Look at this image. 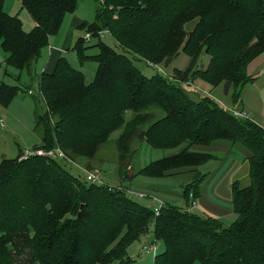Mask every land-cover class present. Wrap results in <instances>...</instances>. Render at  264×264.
Masks as SVG:
<instances>
[{
	"label": "trees",
	"instance_id": "obj_1",
	"mask_svg": "<svg viewBox=\"0 0 264 264\" xmlns=\"http://www.w3.org/2000/svg\"><path fill=\"white\" fill-rule=\"evenodd\" d=\"M3 1V77L18 81L24 73L36 78L35 92L44 108L34 124L40 144L33 148L58 149L74 167L81 164L72 158L101 163L100 149L117 131L111 140L116 172L128 183L134 176L161 178L194 170L209 158L198 148L226 140L245 151L250 183L232 188L235 218L224 225L169 205L154 215L129 197L126 187L86 183L60 159H2L0 264H123L127 246L149 227L162 245L151 264H264V129L234 118L209 96L192 100L180 88L194 79L191 68L202 54L208 59L196 75L209 87L220 84L227 94L252 80L245 67L264 51V0H102L93 22L77 28L92 33L106 29L120 51L100 40L86 46L81 37L76 39L70 50L79 64L95 63L89 84L63 57L49 73L34 67L76 0H20L33 22L28 32L3 11ZM90 47L95 54L85 53ZM179 52L189 65L173 69L172 79L158 73L145 77L131 61L166 68ZM18 91L17 85L0 81V105L6 107ZM142 144L173 153L128 177ZM202 179L195 175L183 195L191 191L197 197Z\"/></svg>",
	"mask_w": 264,
	"mask_h": 264
},
{
	"label": "rangeland",
	"instance_id": "obj_2",
	"mask_svg": "<svg viewBox=\"0 0 264 264\" xmlns=\"http://www.w3.org/2000/svg\"><path fill=\"white\" fill-rule=\"evenodd\" d=\"M98 2L99 0H76L74 11L65 14L57 32L48 37L49 51H58L60 48L66 46V53L60 55L65 57L64 59L72 68L82 73L84 84L91 83L95 71V63L92 61H84L82 64H79L75 53L73 51L71 52L69 49L73 46L78 37L82 38L85 33L89 32L85 29H78L77 25L78 23L83 22L86 24H91L93 22L94 9L98 5ZM19 7V0L3 1V10L5 13L9 12V15H16V18L22 26V30L24 32H28L33 27L31 26L32 20L27 12ZM189 27L190 25L187 26L188 29ZM101 41L106 43L108 46L115 48L116 51H120L119 47L108 35L104 34ZM94 42V37H90L89 42L85 45H93ZM85 53L88 55L95 54L96 49L90 47L86 49ZM5 58L6 55L0 48V64L5 60ZM43 59L44 58H41L37 65H34V67H36V71H38L40 62L42 64ZM207 59L208 57L202 54L200 59L197 60V63H195V65L191 68V72H193L195 76L194 79H188V81L184 84L181 83L180 88L186 91L192 100H196L200 96H212L217 98L219 102L223 104L222 106L220 103L215 101L217 105L221 106L225 110L230 111L232 110L231 108L236 110L246 109L247 111H245L249 120L257 123L264 129V51L245 67V75L252 80L240 87L238 86L237 89L233 90L230 88L227 94L222 93V86L220 84L211 88L207 85V83L197 77L196 72L201 70V67L205 66ZM131 61L134 67L145 77L158 73L157 68H159L163 71L164 75H167L170 79L174 77L172 75L173 69L183 71L189 65L188 57L182 52H179L166 68L162 67L161 64L156 67H149L143 60L131 59ZM7 72L12 75L16 74V72L11 70H8ZM1 81L6 84L17 85L19 87V91L17 92L18 95H16V98H14L7 107L0 105V121L3 125V127L0 126V161L2 159L14 158L17 154V157H19L18 149L32 148L31 144L34 136H38L39 134L38 130L34 127L35 120L44 110L42 102L35 92L37 83L36 78L29 79L24 73H21L18 81H15L12 77L8 76H4ZM27 89L32 92L31 95L26 94ZM232 95H238V97L233 96L232 98ZM117 134V131L112 132L108 138L110 141L107 140L108 142L106 141L107 143L101 147L98 158L104 159L103 162L100 163L94 158L91 160L84 158H72L71 160L81 164L79 165L80 168H83L85 165L89 168V170H97L101 181L108 186L126 187L125 191L129 197L150 210L158 209L160 207V203L165 205L164 202L173 205L180 204V193L182 189L180 187L181 185L179 180L176 178H166L162 180L164 177L147 178L143 176H134L130 181H128V183L120 181L118 173L116 172V152L114 144L111 141ZM217 144L219 146L228 145L226 142L218 141ZM162 152L164 156L173 153V151L151 149L142 144L134 156L130 169L126 171L127 176L129 177L138 168H141L149 161L160 158ZM218 154H221V151H218ZM63 162V165H66L73 175L78 176L84 181V172L80 171L73 165H69L71 163L70 161H66V159L63 160ZM206 167V165H202L198 169L200 172H203ZM218 179L220 185L219 190H216V193L219 195H226L227 173H220L217 171L214 164H210L209 177L204 180L203 191H207V183H211ZM143 183L147 185H143ZM160 184L165 186V189L156 187V185ZM201 186L202 185H200V190ZM139 194L143 197L139 198ZM219 197L221 199H228L226 196ZM222 206L224 208L226 205ZM228 220L224 221L223 224H228ZM151 242H154V245H156L155 252L153 254H141L140 247ZM161 250V243L153 240L151 228L149 227V230L145 235L139 236L135 241L131 242L127 246L126 256L128 257V262H124L123 264H151L153 255L161 252ZM192 264L201 263L193 262Z\"/></svg>",
	"mask_w": 264,
	"mask_h": 264
},
{
	"label": "crops",
	"instance_id": "obj_3",
	"mask_svg": "<svg viewBox=\"0 0 264 264\" xmlns=\"http://www.w3.org/2000/svg\"><path fill=\"white\" fill-rule=\"evenodd\" d=\"M19 4H20V0H19ZM6 14L9 15V12L8 13L6 12ZM10 16H12V14H10ZM13 16L16 17V15H13ZM31 24H32L31 26H33V22ZM79 24L80 23H78V25ZM21 29H22V26H21ZM65 47L60 48V50H58V51L57 50L56 51L55 50L49 51V49H47V51L43 53L42 58H44V59L42 61V64L40 62V65L38 67V72L44 71L46 73H49L52 70L54 63L57 60V58H59V57L65 58L64 56L60 55V54L66 53L67 49ZM71 52H72V50H71ZM0 73H1V79H0V81H1L3 79L2 66L0 67ZM83 82H84V80H83ZM28 91H30V90H28ZM26 94H28L27 90H26ZM31 94H32V92L29 93L28 95H31ZM16 95H18V93H16ZM16 95L13 97V99L16 98ZM210 97L214 101L220 103L217 98H214L212 96H210ZM220 105L223 106V104H221V103H220ZM231 109H233V108H231ZM255 124H257V123H255ZM2 127H3V125H2ZM217 141L218 142H226L228 145L227 146H219L217 144ZM217 141H212L206 147L197 149L198 152L205 153L206 155L209 156V158L202 164V165L207 166L203 172H200L198 169L200 166H202V165H200L197 168H195L194 170H186V171H183V172H180L177 174H169L167 176H164V178L161 177V178H163L162 180H164L166 178L178 179L180 182V185H181L180 187L182 189L181 193H180V197H181L180 204L173 205V204H168L166 202H164V203H165V205L177 207L181 210H187V211L194 212L195 214H198V215L214 218L216 220H219L221 223H224V221H227L229 219L227 222L229 224L235 218V214L233 213L232 207H231L232 188L244 189V188L248 187L249 183H250L249 176H248V162H247L245 151H243L240 147H238L236 145L231 146V144L226 140H217ZM38 144H40V138H38V136H34L31 147H33L34 145H38ZM20 150L18 149V153ZM218 151H221V154H218ZM17 156H18V154L15 157H17ZM163 157H165V156L162 152L160 158H163ZM217 157H218V160H220V161L217 160ZM9 159H12V158H9ZM210 164H214L215 169L217 171H219L220 173H223V172L227 173V182H226L227 193H226V195H219L216 193V190H219V185H220L219 179L221 177L218 180H215L211 183H207L206 184L207 191H205V192L203 191L204 180L209 177ZM195 175L203 176V179L200 183V185H202L201 190H200V185H199V195L197 197H194L192 195V192L188 191V194H191V198L188 197V194L185 197L183 195V192H182L183 188L190 185V183H191V181ZM143 185H147V184L143 183ZM156 187L161 188V189H163V188L165 189V186H163L161 184L156 185ZM219 196H226V198L228 197V199H221ZM222 205H226V206L223 208Z\"/></svg>",
	"mask_w": 264,
	"mask_h": 264
},
{
	"label": "built area",
	"instance_id": "obj_4",
	"mask_svg": "<svg viewBox=\"0 0 264 264\" xmlns=\"http://www.w3.org/2000/svg\"><path fill=\"white\" fill-rule=\"evenodd\" d=\"M101 1L102 0H99V2H101ZM104 34H106L110 37L109 32L106 29H103V30L96 31L95 33H92L89 31V32L85 33V35L81 38V40L85 44H87L89 42L90 37H94L95 41L96 40L101 41ZM145 63L149 67H156L157 66V65H153L149 62H145ZM157 72L160 73L161 75H164L163 71H161V69H159V68H157ZM27 93L29 94L31 92L27 91ZM229 112L234 118L244 119V120L249 119L246 111L243 109H241V110L232 109ZM0 126L2 127L1 121H0ZM31 156H41V157H48V158H52V159L65 160V157L63 156V154L58 149L53 148V149H46L45 150L42 148H33V147L30 149H21L19 152L18 159H26V158H29ZM77 168L80 171L84 172V181L86 183L95 184V185H101L103 183L99 177L97 170H83V168H80V167H77ZM142 197L143 196L141 194H139V198H142ZM188 197L191 198V194H188ZM161 205L162 204L160 203V207H161ZM158 209L152 210L154 215L157 214ZM155 247H156V245H154V242L147 243V244L140 247V252H141V254H147V253L153 254L155 252Z\"/></svg>",
	"mask_w": 264,
	"mask_h": 264
}]
</instances>
